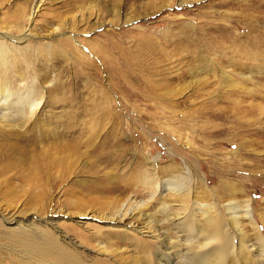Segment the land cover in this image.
I'll list each match as a JSON object with an SVG mask.
<instances>
[{"label": "rangeland", "instance_id": "1", "mask_svg": "<svg viewBox=\"0 0 264 264\" xmlns=\"http://www.w3.org/2000/svg\"><path fill=\"white\" fill-rule=\"evenodd\" d=\"M36 2H41L38 12ZM0 17L15 36L20 17L25 33L38 36L23 45L40 46L32 60L34 68H47L46 89L55 91L57 80L76 94L74 106L58 103L40 124L63 129L73 122L76 136L84 131L75 161L59 158L67 156L65 148L51 157L38 154L34 158L41 169L32 174L18 157L14 172L0 176V214L8 219L0 232V264H24L18 227L49 214L67 231L99 230L105 241L114 242L106 253L97 247L99 240L91 242L89 263L106 257L112 264H121L112 258L136 264L141 250L153 251L158 241L142 239L126 226L104 229L105 223L91 216L103 215L118 199L147 200L148 187L141 183L145 169L160 180L177 172L191 177V193L203 203L224 206L249 199L264 236V74L244 77L249 73L245 49L264 53V0H0ZM58 24L63 26L56 36L51 30ZM69 28L87 52L70 37ZM118 69L127 75L135 70L138 76L121 78ZM104 95L114 103L109 114L85 112L95 96ZM98 124L106 130L92 145L87 128ZM161 205L155 196L144 216L132 221L143 225L147 215L154 216L162 222L160 229H171ZM241 221L247 239L255 243L256 231L248 220ZM69 232L76 235L75 229Z\"/></svg>", "mask_w": 264, "mask_h": 264}, {"label": "bare ground", "instance_id": "2", "mask_svg": "<svg viewBox=\"0 0 264 264\" xmlns=\"http://www.w3.org/2000/svg\"><path fill=\"white\" fill-rule=\"evenodd\" d=\"M40 3L34 4V12L40 10ZM32 19L33 16L30 14L27 20L32 21ZM19 20L16 28L20 34L15 36L11 33L8 22L0 17V176L14 172L17 167L14 159L25 161L29 166V173L35 174L41 169L42 164L39 159H36V162L34 156L43 154L51 157L52 153L59 154V151L64 148L63 154H68L66 157L60 155L59 158H69L73 162L79 158V144L82 143L84 136L83 130L78 136L75 135L77 127L73 125V122H67L68 124L63 129H60V126L45 127L40 124V117L45 116V113L56 107L58 103L63 106H74L76 94L71 92L72 90L68 92L63 86L58 85L57 80L55 91L46 89L45 85L49 81L47 68H34L32 60V54L38 51L40 46L23 45L29 40V37L36 38L38 36L33 32L25 33L23 17H20ZM79 22L81 23L83 20ZM62 26L58 24L55 29L51 30V33L59 35L58 32ZM69 29L67 32L70 37L73 36L75 42L85 48L76 39V31L74 32L72 28ZM29 31L31 30L29 29ZM115 46L123 49L118 44ZM255 48L245 49L247 51L245 59L248 63L244 65L249 73L244 77L247 80L252 79L254 72L264 74V53ZM84 50L88 51L86 48ZM121 54L126 56L124 50L121 51ZM60 63L59 59L55 61V64ZM128 64L133 66L131 62ZM89 65L92 66L90 69H94L93 64ZM118 70H120L121 78H126L129 75L138 76V72L135 70L129 75L126 73L128 71ZM223 74L226 75V79H229L227 72L224 71ZM96 97L98 96L94 97L91 107L85 112L100 113L102 110H106L105 112L109 114L113 109L111 105L114 104L111 98L104 95V100L98 97V102ZM76 113H73V117L77 116ZM99 125L87 128L88 142L92 145L106 130L104 126L99 127ZM118 129L115 130V133ZM121 129L123 130V127ZM110 133L111 130L107 135ZM190 181L191 177L178 172L160 180L145 169L141 183L148 187L149 198L147 200L133 202L130 197L118 199L113 202V205L112 202H109L106 213L103 215L93 214L91 217L99 223L104 222V229L126 226L142 239L146 240L148 237L158 241V246L153 251L147 248L141 250L143 255L135 261L136 264H264V236L251 216L250 200H246L245 204H240L235 199L233 203L224 206L203 203L192 195ZM166 192L169 194L168 197L165 195ZM155 196H159L163 221H167L171 225L170 227L177 238L175 241L169 234L170 228L167 230L161 228V230L159 227L161 220L154 216L147 215L146 224L143 225H136L132 221V219H140L144 216L143 210L148 207ZM4 214H0V232L3 231L2 222L8 221ZM86 214L82 212L80 215ZM226 215L229 216L228 222L225 220ZM33 217L37 218L35 215ZM55 217L56 215L49 214L42 219L37 218L38 220L36 219L37 221L32 224L21 223L19 225L20 235H18L17 242L24 246V249L21 250L26 255L24 264H112L110 260L105 259L106 257L89 263V253L87 252L91 249L89 245L94 240H99L97 247L100 251L108 252L109 247L115 245L109 237L108 241H105L100 233H96L99 230L88 234H83L76 228L67 231L60 226ZM243 218L248 220V224L256 231L254 234L256 235L255 243H251L247 239L241 221ZM41 220L43 222L39 223ZM75 224L84 226L82 220H77ZM233 227L238 231L236 240L230 231ZM74 229L75 236L69 232ZM125 232L123 231L121 235H124ZM15 234V231L12 232V235ZM142 239H139V242L143 241ZM134 245L137 247L136 244ZM113 251L117 254L121 253L120 256H122L124 250L115 248ZM112 259L114 262L126 263L124 258Z\"/></svg>", "mask_w": 264, "mask_h": 264}]
</instances>
